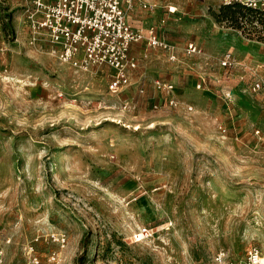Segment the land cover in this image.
Wrapping results in <instances>:
<instances>
[{
    "label": "rangeland",
    "instance_id": "374dc122",
    "mask_svg": "<svg viewBox=\"0 0 264 264\" xmlns=\"http://www.w3.org/2000/svg\"><path fill=\"white\" fill-rule=\"evenodd\" d=\"M146 1L152 9L137 6L132 24L160 29L179 61L144 44L139 74L112 94L111 70L62 63L23 4L0 0L7 264L53 233L65 247L43 238L37 248L60 254L59 264H214L220 251L240 259L251 246L264 256V91L252 90L264 26L231 21L218 0ZM190 42L201 54L187 55Z\"/></svg>",
    "mask_w": 264,
    "mask_h": 264
},
{
    "label": "built area",
    "instance_id": "2783aa9c",
    "mask_svg": "<svg viewBox=\"0 0 264 264\" xmlns=\"http://www.w3.org/2000/svg\"><path fill=\"white\" fill-rule=\"evenodd\" d=\"M23 4L33 33L43 34L49 41L58 59L77 70L87 71L92 68L111 70L109 89L118 94L131 85L133 74L139 69L133 47L146 43L153 50L165 52L172 62L179 61L178 47L160 29L150 27L146 31L136 28L130 17L137 6L151 10L152 5L146 0H18ZM221 6L241 5L264 13V0H218ZM175 7L167 8V15H174ZM163 24L166 19H163ZM187 55L201 54L199 47L190 42ZM231 55L221 61L223 68L232 67ZM264 69V65L261 67ZM155 87L164 93L172 94L174 87L170 82L157 79ZM201 87V86H200ZM256 93L264 91V75L256 77L252 83ZM169 104L177 106L174 97ZM256 134L264 141V133ZM142 235H153L150 229H143ZM65 247L67 237L64 234L38 236L25 250V258L18 264H59L60 254L41 253L37 246L40 240ZM12 240L0 233V264H7L5 247ZM214 264H264V256L256 246L247 249L245 256L233 258L224 251L214 257Z\"/></svg>",
    "mask_w": 264,
    "mask_h": 264
},
{
    "label": "trees",
    "instance_id": "16d2710c",
    "mask_svg": "<svg viewBox=\"0 0 264 264\" xmlns=\"http://www.w3.org/2000/svg\"><path fill=\"white\" fill-rule=\"evenodd\" d=\"M223 7L230 13L231 21L237 24L249 22L251 24L257 23L261 26H264V13L260 11H255L241 5Z\"/></svg>",
    "mask_w": 264,
    "mask_h": 264
},
{
    "label": "crops",
    "instance_id": "0c3cea01",
    "mask_svg": "<svg viewBox=\"0 0 264 264\" xmlns=\"http://www.w3.org/2000/svg\"><path fill=\"white\" fill-rule=\"evenodd\" d=\"M168 7H172V6H167V8ZM167 8H166V13H167ZM176 8V7H175ZM177 9V8H176ZM164 19H166V18H164ZM130 21L133 23V18H131L130 17ZM136 27V26H135ZM151 27H153V26H151ZM136 28H138V27H136ZM150 28V27H149ZM148 28V29H149ZM146 45V43H139V44H136V45H134V47H133V54H134V56H135V58L137 59V61H138V64H139V60H138V48L139 47H143V45ZM147 46V45H146ZM177 53H178V55H179V52H178V50H177ZM140 66V65H139ZM263 71H262V75H264V69H262ZM139 74V69H138V71L136 72V73H134L133 74V79H132V82L135 80V78L137 77V75ZM6 261H7V256H6Z\"/></svg>",
    "mask_w": 264,
    "mask_h": 264
}]
</instances>
